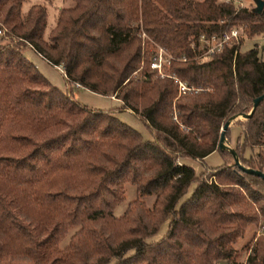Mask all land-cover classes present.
Returning a JSON list of instances; mask_svg holds the SVG:
<instances>
[{
  "label": "trees",
  "instance_id": "obj_1",
  "mask_svg": "<svg viewBox=\"0 0 264 264\" xmlns=\"http://www.w3.org/2000/svg\"><path fill=\"white\" fill-rule=\"evenodd\" d=\"M71 1L44 34V5L22 12V0H0V264H264V229L244 244L243 261L233 246L249 224L264 228V180L217 146L222 123L249 112L264 91V42L242 50L239 38L206 55L197 43L199 32L233 26L248 38L264 34V0L259 11L223 0ZM141 32L171 55L168 75L147 72ZM25 46L61 65L66 90ZM141 59V75H132ZM171 75L193 89L178 94ZM71 84L114 93L152 139L111 111L80 104ZM236 124L239 162L264 172V98ZM214 151L222 162L207 166ZM124 183L135 198L115 216ZM151 195L150 206L139 199ZM165 219L163 234L150 239Z\"/></svg>",
  "mask_w": 264,
  "mask_h": 264
},
{
  "label": "rangeland",
  "instance_id": "obj_2",
  "mask_svg": "<svg viewBox=\"0 0 264 264\" xmlns=\"http://www.w3.org/2000/svg\"><path fill=\"white\" fill-rule=\"evenodd\" d=\"M243 6L247 5L249 3H253L252 0H241ZM33 3H40L45 6L46 9V24L44 28V34H47L49 28L53 25L58 9L60 7H67L72 4L71 0H22L21 3V11L24 12L27 7L30 4ZM238 30L240 31L241 35V42L239 44V49H246L249 46H251L253 43H258L261 44L264 42V38H262V35L259 36H254V37H245L243 35L242 28L240 26L237 27ZM2 33H0L1 35ZM140 39H141V55L143 56L142 58H147L148 61V67H147V72L152 75V78H154L156 75L158 76H164L168 75L170 73L169 71V58L171 55L159 44L154 42L152 39L148 38L147 35H145L143 32L140 33ZM161 47V58L156 60V62L161 63L160 67V72L157 71L156 68L150 66V61L154 55H156L159 51V48ZM23 53L24 55L37 67V69L47 78V80L58 87L61 90H66L67 84L65 81V78L57 66H53L49 64L46 60L41 58L38 54H36L29 46H25L23 48ZM166 58V60H165ZM144 65V62L141 61L139 62L138 69L132 73V75H141V69L142 66ZM71 96L77 100L80 104L85 105L89 109H102V110H107L111 111L113 115L118 117L120 120L123 122L127 123L131 127L135 128L140 132L142 137L144 139H152V135L149 131V129L146 127L145 123L138 118L131 109L129 108H124V109H118L120 105V101L114 97V93L105 95V94H99L96 92H93L89 90L86 87L83 86H77L71 84ZM189 91V90H187ZM244 117L240 114L238 115L237 118L231 119L230 120V125L228 126V131H227V138H225V142L229 144L230 146L233 145L235 136L239 132V127L237 126L236 122L238 120L243 119ZM236 119V120H235ZM255 148L258 147H254ZM185 162L190 164L195 173H199L202 170V164L194 159L191 158H186ZM222 162L221 155L218 151H214L206 155L204 159V164L207 166H215L218 165ZM210 171H212L210 169ZM211 175V179L217 181L216 177ZM191 183L185 193L188 194L189 191L192 188ZM222 184V183H221ZM222 185L228 186L229 184L223 183ZM231 186V185H229ZM233 188L239 189L237 186L235 187L234 185L232 186ZM240 190V189H239ZM135 198V187L131 183H124V193H123V200L118 202L114 209H113V214L115 216H119L122 214L127 202ZM140 200H142L147 206H150L153 202L154 196H141L139 197ZM262 225H264V220L262 221ZM167 225V219H165L159 226L158 230L156 231L155 234H153L150 239H156L160 237L163 232L166 229ZM79 228L78 224L70 225L65 229V232L62 234V236L58 239L57 241V247L59 249H62L64 246H66L70 239L71 235ZM264 228H261V226H256L255 224H249L245 230L242 236L237 238V240L233 243L234 246V259L237 262H241L244 260L245 255L247 253V249L245 248L244 244L249 241L250 237L252 234L254 236L256 235L257 231H261ZM254 232V233H253ZM130 252V251H128ZM2 260L7 259L11 260L10 262H18L20 260L18 259H8L7 256L2 255Z\"/></svg>",
  "mask_w": 264,
  "mask_h": 264
},
{
  "label": "built area",
  "instance_id": "obj_3",
  "mask_svg": "<svg viewBox=\"0 0 264 264\" xmlns=\"http://www.w3.org/2000/svg\"><path fill=\"white\" fill-rule=\"evenodd\" d=\"M223 1L232 2L236 7L243 6L241 0H223ZM241 35L242 34L240 33V31L236 26L231 27L229 30H223L221 32H212L210 34H206L205 32H199L197 36V43L200 49L199 55H206V54L218 52L222 49L224 45H231L233 41H237L241 37ZM262 38H264V34H262ZM161 50L162 49L160 47L158 53L154 55L150 61V66L156 68L159 73H161L160 72L161 63L156 62V60L161 58ZM57 67H59V69L62 72L61 65H57ZM171 77L177 82L178 94L184 93L189 89H193L192 87L187 86L184 82L177 79L174 75H171ZM172 118L176 119L175 113H173ZM261 228H263V226H261ZM259 232L261 231H257V233Z\"/></svg>",
  "mask_w": 264,
  "mask_h": 264
},
{
  "label": "water",
  "instance_id": "obj_4",
  "mask_svg": "<svg viewBox=\"0 0 264 264\" xmlns=\"http://www.w3.org/2000/svg\"><path fill=\"white\" fill-rule=\"evenodd\" d=\"M253 3H254V10L255 11H259L263 5V1L262 0H252ZM264 98V91L262 93H260L259 95L255 96L253 99H252V104H251V109L249 112L247 113H242V112H239V113H236V114H233L231 115L230 117H228L221 125L220 127V133H219V138H218V143H217V146L219 149H227L232 157H233V163L241 170L245 171V172H248V173H251V174H254V175H257L259 177H261L263 180H264V172L260 171L259 169H255V168H252V167H248V166H244L242 165L239 160H238V157L233 149L232 146H230L229 144H227L225 142V135H224V131L225 129L230 125V120L231 119H234V118H237L238 115H242L244 118L247 117L251 111L254 109V107L257 105V103Z\"/></svg>",
  "mask_w": 264,
  "mask_h": 264
},
{
  "label": "crops",
  "instance_id": "obj_5",
  "mask_svg": "<svg viewBox=\"0 0 264 264\" xmlns=\"http://www.w3.org/2000/svg\"><path fill=\"white\" fill-rule=\"evenodd\" d=\"M205 157H206V156H205ZM205 157H204V159H205ZM204 159H203V160H204Z\"/></svg>",
  "mask_w": 264,
  "mask_h": 264
}]
</instances>
